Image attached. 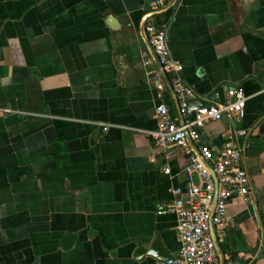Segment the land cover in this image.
Wrapping results in <instances>:
<instances>
[{
	"label": "crops",
	"instance_id": "0c3cea01",
	"mask_svg": "<svg viewBox=\"0 0 264 264\" xmlns=\"http://www.w3.org/2000/svg\"><path fill=\"white\" fill-rule=\"evenodd\" d=\"M148 1L0 0V264H162L134 259L156 239L178 256L168 191L185 188L187 161L146 135L160 74L148 23L167 28L194 99L246 97L236 127L249 132L254 204L228 202L216 264H264V0H174L156 15ZM163 96L176 120L167 86ZM231 133L222 120L201 140L221 148Z\"/></svg>",
	"mask_w": 264,
	"mask_h": 264
},
{
	"label": "built area",
	"instance_id": "2783aa9c",
	"mask_svg": "<svg viewBox=\"0 0 264 264\" xmlns=\"http://www.w3.org/2000/svg\"><path fill=\"white\" fill-rule=\"evenodd\" d=\"M174 0H149L146 8L149 13H157ZM146 41L162 72L168 77L173 94L176 97L179 113L178 121L171 116L163 96L164 86L158 73L153 74L148 84H152L156 93L154 120L156 130L146 134L154 146L161 149L166 158L182 154L187 161L185 188L170 189L174 197L167 213L176 219V236L180 244L178 256L172 264H216L215 244H222L227 236L230 218L227 216V204L232 199H241L247 206L254 204L253 191L244 169L241 140H246L249 132L237 126L246 103L241 91H229L224 100L217 96L212 102L196 112L195 119L186 117L187 100L193 98V91L180 77L182 66L171 59L167 43V28L148 23L144 27ZM151 63L150 57L142 56L144 67ZM226 120L232 124V133L221 147H208L202 143L201 131L206 126ZM186 137L192 144H188ZM197 152L200 160L194 154ZM210 168L217 182L214 198V182L208 172ZM167 174L168 172L165 171ZM197 177L198 185L193 182ZM215 199L212 226L216 243L210 234L209 216Z\"/></svg>",
	"mask_w": 264,
	"mask_h": 264
},
{
	"label": "water",
	"instance_id": "95a60500",
	"mask_svg": "<svg viewBox=\"0 0 264 264\" xmlns=\"http://www.w3.org/2000/svg\"><path fill=\"white\" fill-rule=\"evenodd\" d=\"M156 14L157 13H153L152 15H156ZM106 23H107V26L111 30H118L119 29L118 24H117L118 22L113 17L108 16L107 19H106ZM151 56L155 60L156 64L158 65L155 57L152 54H151ZM116 60H119L120 62H123L121 57H117ZM120 67H121L120 68V73H121V75H124L125 72H126V68L123 65L120 66ZM159 68H160V74L159 75L161 77L163 86L164 87L167 86L169 88L171 94H172L173 101H174L175 106H176V120L178 121L179 108H178V103H177L176 97H175V95L172 92L169 80L167 79V77L162 72V69H161L160 66H159ZM147 74H149V73H147ZM150 85L153 87L152 84H150ZM153 89H154V87H153ZM154 91H155V89H154ZM155 97H156V93H155ZM206 105L207 104L205 102H202L201 100H197V99H194V98H191V99L187 100V103H186V106H187V108H186V117H187V119L189 121H193L195 119L196 112L199 109L205 107ZM186 140H187L188 144L192 147V144L189 142L187 137H186ZM194 154L198 157L199 160L201 159L196 151L194 152ZM207 169H208V172L211 175V178L213 179V182H214V198H215L216 197L217 182H216V179H215L213 171L210 168H207ZM214 205H215V199H214V201L212 203V209H211L210 216H209V222H210V234L212 236L213 241L216 243V237L214 236L213 226H212V217H213ZM226 239H227V236H226L224 242L226 241ZM220 245L221 244H215L216 252L220 248ZM145 257H151V258L155 259L156 261H158V262H160L162 264H172L174 262V260H175L174 258H172L166 252V250H164V248L162 247L159 239H156L150 245L149 249H147V250L142 249V248L138 249L136 251V253H135L134 259L137 260V261H140V260H142ZM223 264H226V262H224Z\"/></svg>",
	"mask_w": 264,
	"mask_h": 264
}]
</instances>
